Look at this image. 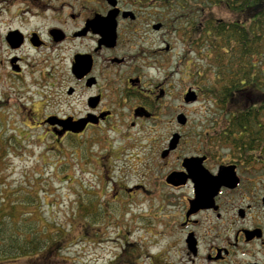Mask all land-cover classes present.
<instances>
[{"label":"flooded vegetation","instance_id":"1","mask_svg":"<svg viewBox=\"0 0 264 264\" xmlns=\"http://www.w3.org/2000/svg\"><path fill=\"white\" fill-rule=\"evenodd\" d=\"M167 1L0 0V71L9 82L0 103L11 101L9 90L40 94L43 104H31L39 110L37 118L28 117L23 124L31 128L27 121L34 122L60 145H108L112 153L114 145H138L142 179L125 190L128 200L131 194L149 191L142 180L150 178H158L168 190L189 187L181 213L167 215L163 248L154 253L130 243L123 264H264V174H258L256 161L235 157L238 152L229 149L234 145H205L204 135L202 141L194 139L191 134L205 123L195 127L184 111L166 115L175 95L170 78L178 73L172 52L184 27L175 26L179 10ZM179 36L186 44V37ZM189 60L183 57L179 66L191 71L202 64ZM185 90L186 104L198 101L199 86ZM189 90L195 91L196 100H185ZM14 106L23 115L22 104ZM181 113L185 123L178 120ZM173 119L179 126L169 132L167 145H141L131 132ZM174 134L180 135L179 142L169 148ZM108 156L103 165L112 164L114 156ZM187 157L202 158L203 208L191 205L195 184L184 165ZM174 172L186 181L168 182ZM118 182L116 195L123 193Z\"/></svg>","mask_w":264,"mask_h":264},{"label":"rangeland","instance_id":"2","mask_svg":"<svg viewBox=\"0 0 264 264\" xmlns=\"http://www.w3.org/2000/svg\"><path fill=\"white\" fill-rule=\"evenodd\" d=\"M207 10L219 18H232L230 11L224 7L210 6ZM183 40L177 35L176 47L172 52L177 56L178 73L172 74L170 78L173 85L172 92L175 95L170 99L173 109L166 115L172 116L176 112L184 111L195 127H202L205 123V127L208 128L213 114L212 103L206 98L205 92L201 89L198 101L193 104H186L183 100L185 89L195 84L189 76L193 71L182 69L179 65L184 62L183 57L190 59V64L199 62L195 53H191L190 50L186 52V44ZM160 74L166 75L165 70ZM2 76L0 71V95L4 93L3 87L9 85ZM9 92L12 99L7 102L9 105L6 110L0 113V119L3 121L2 126L0 125V145H7L3 160L0 162L2 163L0 200L2 196L7 195L9 199L7 209L15 203H23L21 206H14L15 210H31L30 208L33 207L34 211L40 213L39 218L43 222L52 221L66 227L67 240L64 243L69 241L72 243L62 248L60 256L68 260L67 264H123V254L127 250L125 247H131L130 243L154 253L162 249L166 243L167 215L174 212L181 213L184 206L182 200L188 194L189 187L168 190L162 186L158 178H150L142 180L149 191L131 194L129 200L126 199L125 190L133 188L142 179L140 174L144 163L141 162L143 156L141 154L138 156L142 152L138 145H114L116 153H112L114 150L108 145H60L55 141L54 136L50 134L45 136V131L38 128L34 122L30 123L26 120L30 126L32 125L31 128L23 124L24 119L33 115L38 116V108H33L31 104L33 102L40 106L43 104L40 94L34 93L32 96L28 91L9 90ZM15 103L22 104V114L25 118L16 111ZM29 106L34 111L31 112ZM27 111L30 116L26 115ZM165 122L166 120L159 122L156 127L141 125L131 129V132L137 133L141 145H148L150 141L154 145L155 143L167 145L169 132L178 124L175 119L172 123ZM33 124L36 126L33 127ZM17 135L19 142L14 138ZM113 136L115 139L116 135ZM119 141L115 139L116 143ZM125 141L132 140H123ZM109 153L114 158L118 154L120 157L113 158L114 162H110L112 164L103 165L110 161L107 159ZM63 162L68 163V166L62 165ZM156 162L161 160L157 158ZM152 167L154 168L153 164ZM257 167L258 174H264L262 165ZM160 174L157 172L156 175ZM118 179V185H121L123 193L116 195L115 183ZM86 188L94 192L98 200L107 208L105 226L94 227L90 230L94 235L87 236L85 235L87 233L81 231L80 225L71 224L76 218L73 216L74 205L82 196H87ZM121 188L117 186V190Z\"/></svg>","mask_w":264,"mask_h":264},{"label":"trees","instance_id":"3","mask_svg":"<svg viewBox=\"0 0 264 264\" xmlns=\"http://www.w3.org/2000/svg\"><path fill=\"white\" fill-rule=\"evenodd\" d=\"M202 1L165 2L178 8L174 23L177 28L184 25L179 35L186 37V52L195 53L202 63L191 70L190 79L212 103L208 128L196 129L191 136L202 141L204 135L205 145H234L229 149L238 152L235 157L255 160L264 168V0H205V5ZM210 6L228 9L232 18L216 17L207 10ZM7 105L0 103V113ZM14 138L19 142L18 135ZM6 148L0 145V162ZM85 190L87 196L74 205L76 218L71 224L80 225L87 236L94 235L90 232L94 227L105 226L107 208L94 192ZM1 198L0 264H67L60 256L72 243H64L66 227L43 222L33 207L15 210L23 203L7 209V195Z\"/></svg>","mask_w":264,"mask_h":264},{"label":"water","instance_id":"4","mask_svg":"<svg viewBox=\"0 0 264 264\" xmlns=\"http://www.w3.org/2000/svg\"><path fill=\"white\" fill-rule=\"evenodd\" d=\"M197 95L194 90H189V92L185 96V100L187 102L196 100ZM178 120L180 123H185L186 117L184 114L178 115ZM180 135L174 134L173 138L171 139L169 148L175 147L179 142ZM199 162H198V161ZM202 158L198 157H187L184 160V165L189 167L190 169V177L193 178L194 184H195V199L191 201V205L193 208H203L205 207V170L202 164ZM232 173V172H228ZM223 173L222 171L219 173L218 176H221ZM168 182H171L173 184H180L184 183L186 181L185 178L180 177L178 175V172L171 173L168 178ZM217 181L215 180V184Z\"/></svg>","mask_w":264,"mask_h":264}]
</instances>
